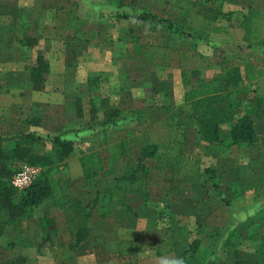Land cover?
I'll return each mask as SVG.
<instances>
[{
	"label": "rangeland",
	"instance_id": "1",
	"mask_svg": "<svg viewBox=\"0 0 264 264\" xmlns=\"http://www.w3.org/2000/svg\"><path fill=\"white\" fill-rule=\"evenodd\" d=\"M217 1L228 9L224 7L225 0ZM160 8L152 0H0V28L5 36L15 30L22 34L29 30L27 25L40 34L34 47L36 52L32 56L29 52L24 54L21 64L28 69L31 57L42 51L52 65L44 89L49 100L39 108L49 113L46 127L39 130L42 137L50 147L53 137L62 131L59 135L62 138L74 134L78 137V150L59 168L56 178H75L82 173L79 160L82 150H96L108 157V147L121 141L135 152L144 144L156 142L163 153L169 139L171 116L179 126L183 150L202 159V170L214 169V178L203 175L175 188L171 174L158 169L157 160L153 159L148 164L151 169L149 199L145 201L134 195L120 202L111 179L123 173L126 164L124 160H117L115 170L107 175L103 173L99 180L102 194L89 225L93 235L103 234L107 239H131L137 231H143L144 248L123 258L109 254L102 245L91 247L84 243V248L80 246L74 256L61 261L55 256L54 247L47 243L40 251L28 252L30 264H170L175 259L193 262L186 264L200 261L207 264L212 259L218 264H228L231 260L242 264L249 253L264 252V195L257 196L254 192L255 186L264 181L263 122L259 124L260 119L257 120V139L252 144L235 148L222 143L205 144L194 124L191 106L184 100L185 91L196 85L194 79L205 81L219 73L224 52L221 43L226 41L224 32L227 25L232 26L229 16H221L219 26L223 30L220 27L207 39L197 40L180 33V23L173 15L170 19L175 24L171 30L162 21ZM118 11L152 13L155 24L118 19L115 17ZM33 19L34 22H29ZM232 45L236 49L241 47L237 41ZM178 48L194 51L187 72L189 84L182 81ZM0 57L6 58V55ZM67 60L71 65H67ZM3 63L2 68L6 70L8 64ZM195 69H199L198 75ZM92 77L98 80L91 81ZM257 88L264 92V83ZM76 97L81 103L75 101ZM77 107L79 120L73 110ZM113 108L120 109L122 114L106 123L104 114ZM21 109L36 108L24 105ZM244 109L239 107L237 114L242 115ZM25 113L27 116L29 111ZM78 131L86 132L80 136ZM45 202L30 222L37 224L38 217L47 216L52 208H57L56 212L60 213L57 217L62 221V210L52 199ZM168 223L175 229L174 248L159 254L155 238ZM234 227L242 233L237 242L240 251L237 255L221 248L229 229ZM63 232L57 237L58 244L68 241L67 233ZM200 237L204 241L201 240L196 258L197 252L190 248ZM0 247V259H3L7 251Z\"/></svg>",
	"mask_w": 264,
	"mask_h": 264
},
{
	"label": "trees",
	"instance_id": "2",
	"mask_svg": "<svg viewBox=\"0 0 264 264\" xmlns=\"http://www.w3.org/2000/svg\"><path fill=\"white\" fill-rule=\"evenodd\" d=\"M152 1L161 7L164 17L162 21L171 30H174L175 24L170 19L173 15L180 23V33L197 40L207 39L212 33L218 32L221 16L231 17V13H225L217 0ZM115 17L154 23L152 13L149 12L139 14L118 11ZM241 27L244 30V40L250 47L264 44V22L260 9L250 7L243 17ZM23 43L35 47L38 40L26 37ZM176 50L179 54L182 81L189 84L191 81L187 72L194 51L187 48ZM244 60L240 54L227 53L223 56L219 73L208 81L197 77L193 81L196 85L185 92L184 100L191 106L192 117L201 140L205 143H222L230 148L252 144L257 139V120L264 119V97L257 95L255 89L245 84L242 74ZM28 69L33 88L36 91L44 90L46 75L50 70L45 53L39 51L36 60ZM194 72L198 75L199 69ZM93 80L96 82L98 78L92 77L91 81ZM239 107H245L242 115L237 114ZM121 114L122 111L118 108L109 109L104 114L105 122H113ZM225 124H230L227 132L223 129ZM177 126V123H173V116L169 117V139L163 153L158 143L144 144L135 152L131 147L129 149L125 146V141L110 145L109 156L106 158L98 151L82 150L79 159L82 174L75 178H56L55 174L78 150V141L55 136L50 147L45 138L35 132H26L12 139H0V236L12 226L14 232L25 236L32 245L41 247L50 243L54 247L56 258L61 261L74 256L84 243L91 247L102 245L109 254L123 258L139 253L145 246L143 231H137L131 239H107L103 234H92L89 221L102 194L99 180L103 173L107 175L115 170L117 160H124L126 165L123 173L115 174L111 180L120 202H125L132 195L141 196L145 201L150 197L148 179L151 169L145 162L146 159H156V167L171 174L175 188H179L187 180H198L203 175L214 178L213 168L206 167L202 170V159L183 150ZM24 164L40 167L41 171L31 185L19 189L12 181ZM254 190L257 196H263L264 181L256 185ZM47 199H52L55 206L63 211L65 225L62 229L55 217L45 215L38 217V228L29 223L36 218L37 210ZM62 231L67 233L68 241L58 244L57 237ZM174 232L175 229L170 223L158 231L154 245L159 254L173 250ZM241 235L237 228H230L222 241V251L232 250L237 255L240 252L237 242ZM200 244L201 239H195L190 248L192 252H198ZM26 263L27 258L22 255L5 261V264Z\"/></svg>",
	"mask_w": 264,
	"mask_h": 264
},
{
	"label": "crops",
	"instance_id": "3",
	"mask_svg": "<svg viewBox=\"0 0 264 264\" xmlns=\"http://www.w3.org/2000/svg\"><path fill=\"white\" fill-rule=\"evenodd\" d=\"M227 6L228 9H224V8L222 9L225 13H229V12L231 13V17H228V19L229 22H231L232 26L227 25V28L225 29L224 32L225 34L224 37L226 41H223L221 43V46L224 47L223 56L231 52L234 54L242 55V57L245 59L244 60L245 66H242V74L245 77L246 85H250L251 88L253 87V89L257 91L256 92L258 93L257 95L264 97V92L260 91L257 88L258 85L260 86V84L264 83V44L250 47L248 43L244 40V30L241 27L243 17L245 14L249 12L250 7H255L260 9L261 18L262 21L264 22V0H225L224 7L226 8ZM220 19L221 17L219 18V21ZM34 20L35 19H33V21L29 20V22L32 23L34 22ZM27 28H29V30L23 32L22 34L18 30H15L6 36L4 35V31L0 28V55H4V54L6 55V58L0 57V139H5V140L12 139L26 132H35L38 135L43 136L41 131L39 130H42L44 127H46L45 119H46V115L49 113L47 109H39V108H41L44 105L43 103L45 102V100L46 101L49 100V98L47 97L48 94L44 95V90L36 91L33 88L31 73L29 69H27V67L25 68V65L23 66L21 64L23 62L24 54L29 52L31 53L32 56V52L33 51L36 52V49L34 47L25 45L23 43V40L26 37H33L39 39L38 35H40L39 33L35 32V30L30 29L28 25ZM221 29L223 30V27H221ZM231 33L234 34V37H232ZM235 34H237L238 36H235ZM233 41L235 42L237 41V43L240 44L241 47H238L236 49L234 45H232ZM36 57L37 55L31 57L30 60L32 63L36 60ZM67 61L69 63V64L67 63V65H71L70 60ZM3 62H7L8 64L6 70L2 68V66H5ZM51 71H52V65L50 63V70L48 74L51 73ZM47 75H46V84L48 82ZM247 75L249 79L246 78ZM210 79L212 78H205V81H208ZM11 99L12 102H10ZM75 101H77L78 104L81 103L79 97H76ZM24 105L29 106V108L34 106V108L36 109H21V107H23ZM27 110L29 111V114L25 116V114H27L25 113ZM33 110L36 111L37 114H33L34 112ZM73 110L74 111L76 110V114L74 116L77 118V120H79V117L76 116L79 115L78 107L77 109H73ZM54 117L58 118V116H54ZM262 122L264 124V119L259 120V124H262ZM194 124L197 126L195 121ZM227 126H229L230 128V124H225L223 126V129L226 130L225 128ZM63 132L64 131L58 133L57 135L59 136L63 134ZM68 132L71 133L72 131H68ZM83 132L85 134L86 131H78V134L81 136ZM77 138L78 137L75 134L72 137H65V139H71L75 141H77ZM232 147L235 148L239 146H232ZM91 151H96V150H91ZM103 158L106 157L103 156ZM152 160L153 159H146L145 162L148 165L150 164L149 162H151ZM132 196H129V198ZM45 204L47 205L46 202ZM56 209L52 208V212L47 216L55 217L57 219L58 225L64 226L65 218H63L62 221H59L57 215H59L60 213L58 214L56 212ZM29 223L31 225L33 224L32 226L34 228H38L37 224H34L33 222L32 223L29 222ZM14 236L15 238L13 239ZM9 237L12 238L10 239ZM257 237L260 238L259 236H256V238ZM200 238L201 240L204 241L203 237ZM0 246H2L3 249H6L3 251H7V253L9 252L8 255L5 252L3 259H0V264H5L6 260L17 257L19 255L26 257L27 258L26 264H30L31 257L28 252L32 251L33 249L36 250V252L42 249V247H38L37 245H32L31 243H29L25 238V236L19 235L18 233H16V231L14 232L12 226H9L6 229L5 233L2 236H0ZM80 246H83V244ZM20 248H24L27 250L22 251L20 250ZM229 252L230 251H228L227 253ZM231 253L233 255H236L234 251H231ZM195 255L196 258H198L199 252H197ZM211 257L213 258L214 255H212ZM232 261L234 262V264H236V260H231V262ZM177 262H178L177 259H175L174 261H171L170 264H186L187 262L193 263L190 260H187L186 262L180 260L178 263ZM231 262H228V264H230ZM198 264H201V261ZM207 264H218V262L212 259L211 262H208ZM242 264H264V252L258 250L249 253L247 259L244 260Z\"/></svg>",
	"mask_w": 264,
	"mask_h": 264
},
{
	"label": "built area",
	"instance_id": "4",
	"mask_svg": "<svg viewBox=\"0 0 264 264\" xmlns=\"http://www.w3.org/2000/svg\"><path fill=\"white\" fill-rule=\"evenodd\" d=\"M41 168L29 164H24L20 171L15 174L13 184L19 189H24L31 185L39 175Z\"/></svg>",
	"mask_w": 264,
	"mask_h": 264
}]
</instances>
